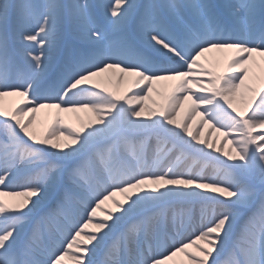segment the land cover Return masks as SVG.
Instances as JSON below:
<instances>
[{"label":"snow or ice","instance_id":"obj_1","mask_svg":"<svg viewBox=\"0 0 264 264\" xmlns=\"http://www.w3.org/2000/svg\"><path fill=\"white\" fill-rule=\"evenodd\" d=\"M214 49L231 50L218 73L201 62ZM254 55L264 57V0H0V100L20 97L0 104V264H167L181 252L189 264H225L226 251V264H264ZM112 70L117 83L133 78L124 95L102 82ZM163 80L174 84L149 107ZM43 108L93 118L75 129L56 116L37 135ZM197 112L228 151L194 134ZM191 154L215 174L181 170ZM109 200L115 211L101 207Z\"/></svg>","mask_w":264,"mask_h":264},{"label":"bare ground","instance_id":"obj_2","mask_svg":"<svg viewBox=\"0 0 264 264\" xmlns=\"http://www.w3.org/2000/svg\"><path fill=\"white\" fill-rule=\"evenodd\" d=\"M208 54H209V57L204 61L201 60V62L206 67H210L215 72L218 73L223 70L226 60L231 55V50L214 49L208 52ZM247 67L249 68V74H248V78L246 79V82L248 80H252L251 77H254L255 80L252 81V83L254 84L255 88H259L261 86V83L264 82V57H259V56L254 55L253 61H250ZM119 75L120 74L118 70H112L109 73L104 75L102 82L105 84V86H107L110 90L115 91L118 95H124L131 86L132 77L130 75L125 74L124 78L120 80L119 83H117V77ZM173 84H174V81L170 82L169 80L154 82L152 85L153 91L149 94V99L145 101V104H147L149 107H158L161 103H163L165 95L170 91ZM249 95L250 94L246 93L245 97L247 98V96ZM2 100L3 101L0 100V104H2L6 110H11L16 105V103L20 100V97L5 96L2 98ZM189 103L190 102L186 100L184 105L181 106L179 114L177 115L178 121H183L186 111L188 109ZM238 106L243 107V105L239 103H238ZM55 110L56 111H53L50 114H46L44 111V108L36 112L35 118L33 121V128H34V131L37 133V135H43L47 127L49 126V124L54 121L56 116L60 117L61 122L63 124L71 125L72 128H75V129H78L83 123H86L89 119L93 118V114L89 110H87L88 118L83 119L82 122H78V123L70 122L69 124H67L66 120L68 117L69 118L71 117V112H62L59 109H55ZM202 119L204 121L203 123H201ZM187 123L192 125L194 134L197 135L200 139H206L209 143H214L216 147H222L223 151H228L229 148L232 147V145H230L228 143V140L224 137L223 132L216 131L215 127L211 124V122H208L206 118H202L199 112L193 115V117L189 121H187ZM186 139H191V138L187 137L186 135ZM61 140H63V137H61ZM193 143H196V142L193 141ZM205 149L206 151H208L206 146H205ZM212 151H213V155H216L214 149ZM205 159L206 158L198 154H191L187 159H184V158L181 159L179 163V167L181 170H192L193 171L194 168L197 166L196 161H203ZM173 160H175V156L173 157ZM211 168H214L211 166V164H209L208 167L203 168V169L200 167V169L203 170L207 175H214V172L210 171ZM122 198H123L122 195H119V194H117L114 197V199H117V200H122ZM2 199H4V201L7 204L13 205L22 198L16 197V196L5 195L4 197H2ZM103 205H105V209L110 210V211H115L114 206L111 203H107ZM104 215L105 213L102 211L97 212V218H103ZM94 230L95 229L93 225H89V228L86 229V231H94ZM198 246L205 247V248L207 247V245L203 241L198 242ZM191 253H194L196 256L200 255V253L197 251V247H195L194 249H191ZM174 257L178 259L181 264H189L188 258H186L183 253H177ZM229 259L230 257L225 259L224 261L225 264ZM65 260H66L65 264H72V262L69 261L66 257H65ZM167 264L169 263L167 262Z\"/></svg>","mask_w":264,"mask_h":264},{"label":"rangeland","instance_id":"obj_3","mask_svg":"<svg viewBox=\"0 0 264 264\" xmlns=\"http://www.w3.org/2000/svg\"><path fill=\"white\" fill-rule=\"evenodd\" d=\"M209 57V54H208V52L207 53H205L204 54V56L201 58V60H206L207 58ZM133 79V78H132ZM251 79L252 80H248L246 83L248 84V85H251L252 87H254V84L252 83V81H254L255 79H254V77H251ZM170 82H171V80H169ZM247 94H250V93H247ZM9 99H11V98H9ZM1 101H3V100H1ZM44 111H45V113L46 114H50V113H52L53 111H56L55 110V108H44ZM88 111L87 110H78V111H74V112H71V117L69 118H67V120H66V122H67V124H69L70 122H73V123H78V122H82L83 121V119H86V118H88V113H87ZM44 113V112H43ZM179 155V154H178ZM199 170H201L200 169V167L197 165L195 168H194V172H197V171H199ZM211 172H214V174H215V168H211V170H210ZM119 195H122V194H119ZM107 203H111L112 204V202H111V200H109V201H105V203L104 204H107ZM102 208H104L105 209V205H103V206H101ZM198 242H200V241H197V245H198ZM191 247V248H190ZM196 246H189L187 249H186V251L187 252H189V253H191V249H194ZM182 253V252H181ZM184 254V253H183ZM186 257V256H185ZM230 257V254L226 251L225 253H224V255L221 257V261L222 262H224L225 261V259L226 258H229ZM187 258V257H186ZM231 258V257H230ZM64 260H65V258H64ZM66 261V260H65ZM169 264H173V262H174V264H181L180 262H179V260L178 259H176L175 257H173L172 259H170L169 261H167Z\"/></svg>","mask_w":264,"mask_h":264}]
</instances>
